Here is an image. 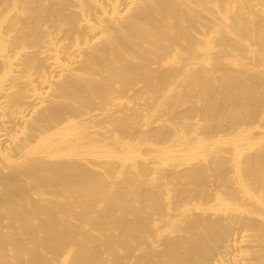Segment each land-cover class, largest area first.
Here are the masks:
<instances>
[{
	"label": "bare ground",
	"instance_id": "6f19581e",
	"mask_svg": "<svg viewBox=\"0 0 264 264\" xmlns=\"http://www.w3.org/2000/svg\"><path fill=\"white\" fill-rule=\"evenodd\" d=\"M0 264H264V0H0Z\"/></svg>",
	"mask_w": 264,
	"mask_h": 264
}]
</instances>
